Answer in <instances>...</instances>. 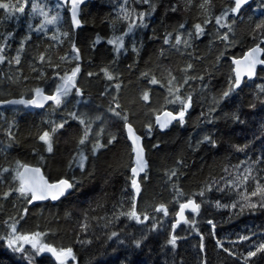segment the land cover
Returning a JSON list of instances; mask_svg holds the SVG:
<instances>
[{"label": "snow or ice", "instance_id": "obj_1", "mask_svg": "<svg viewBox=\"0 0 264 264\" xmlns=\"http://www.w3.org/2000/svg\"><path fill=\"white\" fill-rule=\"evenodd\" d=\"M83 2L84 0H58L55 7H50L37 0H0V24L13 19L19 20L21 14L26 13L28 17V34L20 39L14 55L10 57L5 55L6 44L0 43V65L6 62L10 70L15 69V78L9 74L6 79L10 85L19 88V93L12 99H0V105L13 108L12 117L0 112V121H3V124H0V133L6 138L0 141V152L7 153L12 143L16 142L15 111L20 106L25 109L30 107L45 109L51 106L52 112L55 113L68 104L73 93L77 104L84 99L83 89L78 86V76L82 72L81 51L73 35L82 23L79 16ZM117 3L118 8L114 10L115 14L108 21L111 32L106 37L107 44L111 46L113 59L103 63L96 72L87 73L89 78L102 74L104 80L108 82V86L100 92L101 97L109 96L111 93L106 111L89 114L79 111L78 107H73L71 111L66 112L67 119L62 116L59 122L42 118L41 124L32 133L41 149L40 151L35 147L32 149L35 160L20 158L8 160L5 157L6 162L0 163V207L12 197L21 202L19 212L5 216L2 222L4 231H0V242L13 253L23 256L27 264H34L35 257L44 253L51 255L54 264H79L78 256L74 251L75 244L92 243L91 238L81 239L82 234L88 237L92 222L106 230L105 243L116 238L120 244H124L126 241L119 239L122 233L110 230L115 220L125 217L138 225L154 221L148 230L154 231L164 218L172 214V230L168 232L165 243L175 249L178 240L181 239L175 234L177 225L181 222L190 225L191 232L199 237V253L204 254L200 257L199 264H210L206 255V237L198 227L197 220L202 204L205 203L206 192H211L215 188L216 191L226 194L210 203L217 209H227L230 216L264 210V167H261L264 165V151L255 160L248 159L232 165L226 164L222 169L223 175L206 177L199 184L198 189L190 192H186L179 183V176L182 175L179 173V167L183 165V159L177 156L173 166L164 169L170 199L157 200L155 194H150L141 208L138 197L144 195L145 189L138 177L143 173V180L149 179L148 161L142 143L143 137L133 120L136 115L133 108L143 111L145 122H142V127L149 136L156 128L165 130L174 123L183 126L190 109L194 106L196 89L192 85L198 84L202 91L207 90L208 85L204 84V80L206 78L210 80L211 72L226 61L229 69L226 86L210 97L207 109L200 113L202 121L212 123L221 102L241 91L246 82H251L257 76L258 66H264V14H259L258 19L254 16L248 17L249 27L241 37H238L237 24L238 21H244L243 11L249 0H227L222 3L219 10L215 9L212 0H200L198 4L194 3V0H185L187 10L193 6L198 9L196 22L191 27L186 21H182L170 30L165 28L155 61L151 62L150 67L146 62V67L139 72L138 79L145 82L143 87L125 103L120 98L124 87L123 77L114 65L120 53L126 52L129 47L133 54L139 56L141 45L137 44L134 35L138 30L147 27L146 18L151 12L130 7L128 0L123 2L117 0ZM133 3L135 4L136 0H133ZM139 3L155 8L151 0H139ZM258 7L264 12V4ZM177 8L178 5L174 4L171 11L175 12ZM61 9H65L70 15L67 29H62L65 15L62 14ZM35 19L39 22L34 24ZM213 22L214 31L209 34L207 28L213 26ZM13 35L12 31H7L4 40L7 41ZM33 35L37 37L38 42L25 72L22 66V54ZM205 35L211 36L208 40L207 52L198 54L196 45ZM130 36L133 39L129 43ZM242 38L248 41L247 44L241 45ZM101 39L97 35L91 46L95 48ZM45 40L47 42H44ZM64 45L67 47L61 53L59 49ZM237 46H241V52L227 56V51ZM213 51L215 55L211 61H208V56L212 55ZM170 54H174L176 59L172 60ZM202 61L208 62L202 69H198L197 64ZM134 67L135 63L128 65L129 69ZM3 77L4 73L0 72V78ZM154 95L155 100H153ZM252 97L253 102L247 105L249 109L256 108L255 101H259L261 106H264V83L256 84V91L252 93ZM230 116L232 120L243 123L240 121L238 110L230 113ZM69 121H76L79 125L71 137L73 148L67 155L57 157L56 134L58 130L65 129ZM111 124L117 125L116 132L108 131ZM261 128H264V124ZM118 135L123 136L127 145L128 160L124 162V167L128 168L130 165L131 173L129 177L131 196L128 201L114 204L110 215L106 213L90 216V212L105 207L99 202L95 207L85 209L79 223L80 231L76 232V241L68 245L57 246L49 242L48 235L54 234L51 228L40 230L37 225L32 229L21 230L29 206H34V202L59 201L70 195L85 174L91 175L88 170L89 159L95 160L101 152H106L116 142ZM158 143L153 144L152 147L156 148ZM204 144L215 148L217 141L211 134H203L196 140L195 146L189 140L188 147L196 151ZM232 147L240 153L244 152L248 145L233 144ZM52 165L56 166L55 170ZM76 169H79V178L72 174ZM196 197L200 198V202H197ZM170 205L175 208L174 213H171ZM12 207L16 208L15 202ZM186 210H190L191 219L185 215ZM159 214L162 215L157 221L156 217ZM206 225L211 229L209 236L214 241L215 249L222 251L227 257L234 258L232 264L237 262L259 264L254 259L258 255L264 260V233L259 240H256V234L248 230L247 235L239 234L234 240L228 241L229 245H236L238 242H247L252 237L253 242L247 249L242 250L225 246L224 241L217 236L215 231L217 225L213 219H208ZM146 238L147 233H144L131 239L130 243L139 248ZM96 264L100 262L97 261Z\"/></svg>", "mask_w": 264, "mask_h": 264}, {"label": "trees", "instance_id": "obj_2", "mask_svg": "<svg viewBox=\"0 0 264 264\" xmlns=\"http://www.w3.org/2000/svg\"><path fill=\"white\" fill-rule=\"evenodd\" d=\"M39 3H45L47 6L55 7L58 0H37ZM123 2V0H120ZM155 8H150L149 5H142L139 0L133 3V0H128L130 7L150 11L151 15L146 18L147 27L138 30L134 38L140 46L139 56L131 52V48L122 51L116 61L114 67L123 77L124 87L121 90L120 98L122 102H127L136 92L143 87L144 81L138 79L139 72L147 66H151V62L155 61L159 48L162 44V35L165 28L169 30L177 23L186 21L191 27L197 20L198 9L193 6L190 10L185 8V0H151ZM200 0H194L198 4ZM215 9L219 10L222 3L227 0H212ZM178 5L175 12L171 11L172 5ZM264 4V0H249L248 5L244 8V21H238L237 36L242 34L249 27L247 18H259V14H264L258 5ZM30 10V4L28 5ZM118 8L117 0H88L80 7V16L82 23L73 33L75 42L81 51L82 57V72L78 76V86L83 89L84 99L77 104L75 94H72V99L68 104L60 108L55 113L52 112L51 106L45 109L28 108L20 106L15 111L16 120V142H13L7 153L0 152V163H4L5 157L8 160L20 158L24 160H35L32 154V149L35 147L40 151V145L35 140L32 133L37 130V126L41 124L42 118L49 121L56 120L59 122L63 116L65 119L66 112L71 111L73 107H78L81 112L89 114H97L105 112L108 105L109 96L101 97L102 92L107 86L102 74H98L92 78L87 76L89 71L96 72L97 69L109 60L113 59L111 46L107 44L106 37L110 34L111 29L108 21L115 14L114 10ZM65 15V23L62 29H67L70 24V17L65 9H61ZM39 20L35 19L34 24ZM254 22V21H253ZM27 14H21L19 20L13 19L10 22L0 24V43L6 44L5 55L12 56L15 54L20 39L27 33ZM122 30V28L120 29ZM7 31L14 33L7 41L4 40V35ZM214 31L213 26L207 28V32L211 34ZM99 35L102 39L93 48L92 42ZM151 37V39H150ZM133 39L128 38L129 43ZM210 35L201 37L196 47L198 54L207 52L208 40ZM38 40L35 35L32 36L31 42L27 45L25 52L22 54V66L27 72V64ZM44 42H47L46 40ZM142 42V44H141ZM246 39H241V45L247 44ZM64 45L59 49L62 53ZM241 46L227 51V56L239 54ZM215 51L208 56V61H211ZM170 58L175 60L174 54H170ZM208 61H202L197 64L198 69H202ZM135 63V67L128 68V65ZM228 65L224 61L211 72V79L206 78L204 84L208 85L207 90L202 91L198 84H193L196 89L194 106L190 109L186 123L181 126L179 123H174L168 129L153 130L151 136L147 135L142 127V122H145V117L142 110H137L133 120L136 124L139 133L143 137V145L146 151V159L148 161V177L147 181L143 180V173L138 177L142 182L145 192L143 196L138 197L140 207L142 208L149 198L150 194H155L157 200H169L167 188L168 183L165 177L164 169L171 167L177 156L183 159V165L179 167V183L186 192L193 189H198L199 184L205 178L210 176L219 177L223 175L222 169L227 165L236 164L241 160H255L258 155L264 151V106H261L259 101H255L256 108L249 109L248 104L253 102L252 93L256 91V84L264 83V67H258L257 76L251 82H246L243 89L234 93L230 98L221 102L215 113V118L212 123L202 121L200 113L208 107V100L212 95L220 91L226 86L228 74ZM0 72L4 73V77L0 78V99L13 98L19 93V88L10 85L7 81V75L11 74L15 78V69H9L7 63L0 65ZM50 75V74H49ZM158 91V89H157ZM156 96H153V100ZM239 112L240 123L231 119L230 113L233 111ZM0 112L5 116H13V108L10 106H1ZM111 123V122H110ZM3 124V121H0ZM6 126V125H5ZM79 125L76 121H69L65 129L58 130L55 139L57 157L67 155L73 148L71 141L72 135L76 132ZM99 127V125H97ZM109 132H116L117 125L111 124L108 128ZM203 134H211L217 141V146L213 148L211 145H201L196 151H192L188 147V142L191 140L195 146L196 140L200 139ZM6 139L0 133V141ZM106 142V141H105ZM153 148V144H157ZM248 147L244 152H236L232 147L233 144H245ZM51 160V157H49ZM128 160L127 145L125 144L122 135H118L116 142L109 147L106 152H101L95 160L89 159L88 170L91 175L85 174L80 184L73 192L62 198L59 201L34 202V206H29L27 218L21 225V230L35 228L39 225L40 230L51 228L54 234L47 237L49 242L55 245H68L76 241V232H79V223L85 209L95 207L99 202L105 205L104 208L96 212H90L91 215L111 214L113 205L121 201H128L131 196L130 184V165L124 167V162ZM264 167V165H261ZM53 170L56 166L52 165ZM72 174L80 177L79 169H76ZM222 194L215 190L206 192L204 197L205 203L202 204L201 212L197 216L198 227L204 233L207 244V258L210 264H232L234 258L227 257L222 251L215 249L214 241L209 236L210 227L206 225L208 219H213L217 225L216 233L218 238H221L226 247H234L247 249L248 245L253 242L252 237L247 242H238L236 245H229L228 241L234 240L239 234H248V230L256 234V240L261 238L264 233V210L256 212H245L241 215L230 216L227 209H217L210 201L221 199ZM197 202L200 198L196 197ZM16 203V208L12 207ZM227 202V201H224ZM171 213L175 212V208L170 205ZM21 210V202L12 197L0 207V231H4L2 222L7 215H11ZM68 215H65V214ZM157 215L156 220H160ZM186 216L192 218L190 211ZM173 215L170 214L164 218L158 228L154 231H148L150 224L154 221L145 222L138 225L135 221H129L125 217L115 220L110 230L122 233L119 239L125 240L124 244H120L116 238L105 243V229L97 227L95 222L88 231V237L81 235V239L91 238V244H75L74 251L76 252L79 264H199L200 257L204 254L199 253V237L196 233L191 232L190 225H177L175 234L181 239L177 242V247L173 249L165 243L167 234L171 229ZM103 222H101V225ZM147 233V238L143 242L142 247L136 248L131 245V239ZM190 233V234H189ZM99 237V239H97ZM259 264H264V260L258 255L254 258ZM0 264H27L23 256L13 253L0 242ZM34 264H54V260L45 254L35 257ZM240 264V262H237Z\"/></svg>", "mask_w": 264, "mask_h": 264}, {"label": "water", "instance_id": "obj_3", "mask_svg": "<svg viewBox=\"0 0 264 264\" xmlns=\"http://www.w3.org/2000/svg\"><path fill=\"white\" fill-rule=\"evenodd\" d=\"M86 1H88V0H84V2H86ZM84 2H83V3H84ZM83 3H82V4H83ZM69 17H70V15H69ZM258 67H264V66H258ZM257 70H258V69H257ZM254 78H255V77H254ZM9 99H12V98H9ZM1 106H7V105H0V107H1ZM30 108H31V107H30ZM158 129H159V128H158ZM142 143H143V141H142ZM140 175H141V174H140ZM52 202H54V201H52ZM188 211H190V210H186L185 215L187 214ZM44 254H45V255H48V256L51 257L50 254H47V253H44ZM51 258H52V257H51ZM52 259H53V258H52Z\"/></svg>", "mask_w": 264, "mask_h": 264}]
</instances>
